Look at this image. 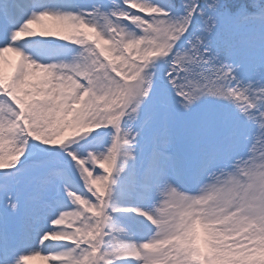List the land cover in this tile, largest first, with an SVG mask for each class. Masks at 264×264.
I'll return each instance as SVG.
<instances>
[{
    "label": "snow or ice",
    "instance_id": "1",
    "mask_svg": "<svg viewBox=\"0 0 264 264\" xmlns=\"http://www.w3.org/2000/svg\"><path fill=\"white\" fill-rule=\"evenodd\" d=\"M112 5L108 13L96 5L73 13L52 11L42 0H0V194L7 209L0 213V264H28L40 253L52 264H264L258 259L264 232L221 231L200 218L169 238L131 242L116 217L134 215L152 225L153 209L123 207L114 199L117 179L130 167L127 187L133 197L142 202L155 193L177 197L169 189L170 173L181 169L171 117L177 107L190 109L205 97L234 106L248 130L229 115H209L202 131L212 142L201 152L193 178L199 192L206 187L217 197L225 189L242 187L232 175L241 164L236 152L242 141L251 140V156L254 144L264 142V0H112ZM125 21L139 34L123 27ZM37 37L70 42L83 51L71 62L44 63L18 46ZM238 52L247 57L250 77L239 71L245 63L233 58ZM8 53L16 59L7 58ZM160 60L169 66L168 84L177 107L159 96L155 111L144 115L143 105L155 90L151 70ZM129 110L138 130L124 127ZM72 128L75 140L65 131ZM100 129H112L110 147L84 153L73 147L93 141ZM145 134L150 146L146 142L137 167ZM32 141L69 156L82 188L69 185L63 161L55 154L21 167ZM256 179L264 185V174ZM21 183L30 190L23 211L14 194ZM60 188L75 210L61 211ZM43 209L53 213L48 231L39 227ZM70 216L79 222L66 227ZM238 239L246 243H236ZM49 242L74 247L55 252Z\"/></svg>",
    "mask_w": 264,
    "mask_h": 264
},
{
    "label": "rangeland",
    "instance_id": "2",
    "mask_svg": "<svg viewBox=\"0 0 264 264\" xmlns=\"http://www.w3.org/2000/svg\"><path fill=\"white\" fill-rule=\"evenodd\" d=\"M149 2L157 3L158 0H149ZM42 3L46 8L52 11L60 12H88L92 10L94 5L102 6V10L105 13H108L110 9L114 10L112 0H42ZM116 3H121V0H116ZM100 23L103 25L104 22L101 20ZM122 26L127 27L129 31L137 32V34H139V30L132 26L128 21H125ZM18 46L21 47L26 54L44 63H50L54 61L71 62L83 51L81 46L73 45L70 42L61 41L55 38H32L19 42ZM261 54V50L259 49H257L254 53V55L257 57H259ZM6 57L13 60L16 59L12 53L6 54ZM233 58L236 61L245 63V71L241 72V75L246 78L250 77L251 73L247 69L246 55L243 52H238ZM10 71L11 69L5 65V72L7 73ZM151 71L155 72V90L152 94V98L143 105L144 115H148L155 111V101L159 96H166L173 107H177L175 103L177 97L168 84V64L165 63V61L160 60L156 63L155 67ZM130 113L131 111L129 110L128 114ZM211 114H217L221 116L229 115L233 120H239L241 127L246 131L248 130V125L245 124L241 117H239V113L235 107L224 101H219L211 97L202 98V100L193 107L190 114H185L183 110L178 109L177 107V110L171 117L170 128L175 138V151L180 159L181 169L178 174L170 173L169 181L174 186L183 185V190L187 191L188 194L195 195L199 192L200 185H198L193 180V173L197 166V161L201 152L212 142V139L210 137L204 136L202 131L206 119ZM141 119H143V116ZM139 126V122H133L130 120H126L124 124L125 128L132 127L133 130H138ZM65 131H71L73 133L71 138L75 140V128L65 129ZM253 133L254 129H252L251 132H248L249 135H252ZM93 137L95 138L93 141L83 140L79 144L73 145V147L79 150L81 153H84L88 148H100L102 150L107 149L112 143V129H100L98 132L93 133ZM146 142L147 145L150 146L149 134H145L141 137L140 146L137 153L140 159L137 161V167H139L140 163H142L144 159L146 152ZM250 144L251 140L242 141L236 152V158L239 159L242 157L247 159L249 162V167L252 169L248 185L239 187L234 191H228L225 189L220 195L226 199L244 197L249 201L250 205H254L259 198L262 188H264V185H261L256 179L259 174H264V169L260 167V164L264 163V142L258 141L254 144V147L251 150L253 155L251 156H249ZM45 149L47 150L45 151ZM49 153L55 154L56 158L63 161V166L67 172L69 185L73 188H82L78 170L73 167L71 158L61 152L59 148H51L32 141L28 149V155H26L21 162V167L32 165L42 159H49L51 158ZM119 159L123 164L125 157L121 155ZM131 172L132 169L130 167L124 176L117 179V184L114 190L115 201L123 207L139 206L149 211L154 209L161 202L162 195L155 193L146 202H142L140 199L133 197L128 192L127 187V178ZM0 175H2V173H0ZM249 185L252 186L249 187ZM29 192L30 190L28 189L27 185L23 183L18 185L14 190V194L20 196L22 200V211L24 210L23 200L29 195ZM58 198L63 204L61 211L75 210L76 206L73 205L72 202L67 198L63 188H60ZM4 205L5 201L3 195L0 194V213L7 212V209ZM40 214L44 216L45 219L41 221L39 227L43 231H48L49 221L53 219V213L49 209H43L41 210ZM116 219L119 225L125 227L131 234V242H146L155 235L156 230L154 226H152L150 222L146 220V218L133 215L118 216ZM78 222V218L70 216L65 226L73 227ZM124 239L127 240L128 237H124ZM49 244L52 245L51 250L55 252L66 251L74 247L70 242H49ZM38 246V244L33 243V247ZM43 255L44 253H40L38 256H36V258L29 261L28 264H52L51 261L42 259L41 257ZM258 259L264 261V251L258 253ZM123 264H136V261L127 260L124 261Z\"/></svg>",
    "mask_w": 264,
    "mask_h": 264
},
{
    "label": "clouds",
    "instance_id": "3",
    "mask_svg": "<svg viewBox=\"0 0 264 264\" xmlns=\"http://www.w3.org/2000/svg\"><path fill=\"white\" fill-rule=\"evenodd\" d=\"M239 71L243 72L245 69L240 68ZM145 100H148L147 96ZM197 103L183 112L190 114ZM128 118L130 121H134L135 115L130 113ZM96 127H99V124L93 125V128ZM239 160L241 164L232 175L239 180L242 186H247L252 169H250L247 159L241 157ZM260 167L264 169V163H261ZM193 180L196 182L194 178ZM169 189L175 191L177 197L162 195L161 202L153 209L152 216L149 217L152 225L155 226L154 236L157 239L169 238L186 229L193 218H200L203 222L221 231H234L241 235L254 234L256 231L264 232V188H262L258 200L251 207L249 201L244 197L232 199L217 197L207 191L206 187L202 188L198 195L188 194L183 190V185L174 186L170 183ZM235 242L246 243L240 239Z\"/></svg>",
    "mask_w": 264,
    "mask_h": 264
},
{
    "label": "trees",
    "instance_id": "4",
    "mask_svg": "<svg viewBox=\"0 0 264 264\" xmlns=\"http://www.w3.org/2000/svg\"><path fill=\"white\" fill-rule=\"evenodd\" d=\"M233 3H240V0H232ZM242 53V52H240Z\"/></svg>",
    "mask_w": 264,
    "mask_h": 264
}]
</instances>
